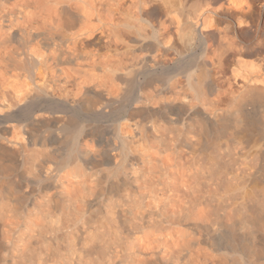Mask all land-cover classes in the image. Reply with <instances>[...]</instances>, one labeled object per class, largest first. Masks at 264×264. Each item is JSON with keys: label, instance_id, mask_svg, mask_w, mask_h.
<instances>
[{"label": "bare ground", "instance_id": "obj_1", "mask_svg": "<svg viewBox=\"0 0 264 264\" xmlns=\"http://www.w3.org/2000/svg\"><path fill=\"white\" fill-rule=\"evenodd\" d=\"M0 264H264V0H0Z\"/></svg>", "mask_w": 264, "mask_h": 264}]
</instances>
